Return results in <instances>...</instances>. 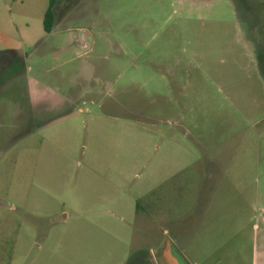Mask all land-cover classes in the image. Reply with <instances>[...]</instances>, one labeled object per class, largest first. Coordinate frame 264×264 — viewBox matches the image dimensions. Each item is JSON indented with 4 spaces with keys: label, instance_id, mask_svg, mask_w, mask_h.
<instances>
[{
    "label": "rangeland",
    "instance_id": "rangeland-1",
    "mask_svg": "<svg viewBox=\"0 0 264 264\" xmlns=\"http://www.w3.org/2000/svg\"><path fill=\"white\" fill-rule=\"evenodd\" d=\"M47 4L0 0V264H264V0Z\"/></svg>",
    "mask_w": 264,
    "mask_h": 264
},
{
    "label": "trees",
    "instance_id": "trees-1",
    "mask_svg": "<svg viewBox=\"0 0 264 264\" xmlns=\"http://www.w3.org/2000/svg\"><path fill=\"white\" fill-rule=\"evenodd\" d=\"M56 2L57 0H48L47 8L43 15V21H42L43 31L47 34L51 32L54 25L53 9Z\"/></svg>",
    "mask_w": 264,
    "mask_h": 264
},
{
    "label": "crops",
    "instance_id": "crops-1",
    "mask_svg": "<svg viewBox=\"0 0 264 264\" xmlns=\"http://www.w3.org/2000/svg\"><path fill=\"white\" fill-rule=\"evenodd\" d=\"M73 39V43L81 50L86 51L89 48V45H91V37L85 30L78 31ZM88 39L90 40V43H88Z\"/></svg>",
    "mask_w": 264,
    "mask_h": 264
},
{
    "label": "water",
    "instance_id": "water-1",
    "mask_svg": "<svg viewBox=\"0 0 264 264\" xmlns=\"http://www.w3.org/2000/svg\"><path fill=\"white\" fill-rule=\"evenodd\" d=\"M88 43H90V40L88 39Z\"/></svg>",
    "mask_w": 264,
    "mask_h": 264
}]
</instances>
